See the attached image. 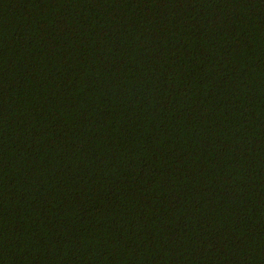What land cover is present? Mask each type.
<instances>
[{"label": "trees", "instance_id": "obj_1", "mask_svg": "<svg viewBox=\"0 0 264 264\" xmlns=\"http://www.w3.org/2000/svg\"><path fill=\"white\" fill-rule=\"evenodd\" d=\"M0 264H264V0H0Z\"/></svg>", "mask_w": 264, "mask_h": 264}]
</instances>
